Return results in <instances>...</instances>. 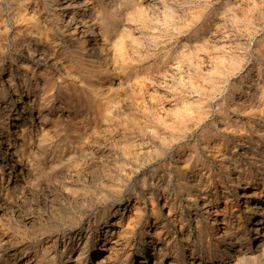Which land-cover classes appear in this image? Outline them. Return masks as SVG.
I'll return each mask as SVG.
<instances>
[{"label": "rangeland", "instance_id": "1", "mask_svg": "<svg viewBox=\"0 0 264 264\" xmlns=\"http://www.w3.org/2000/svg\"><path fill=\"white\" fill-rule=\"evenodd\" d=\"M97 1H100V0H97ZM125 1H128L126 7L122 11H120L114 19L116 26H117V29L115 30V34H116V36H119L120 39H118V41H117L118 45L115 47L114 51H113V49H110L111 52H109L110 53L109 63L112 67L114 66V68H116L117 70L114 69L113 79L111 81L105 82L104 81L105 77L100 78L104 84L109 83L113 88L111 90L109 96L104 100L105 102H107V105L110 108V112L104 114V113H99V111L101 110V108L103 106L102 98L92 96L90 91L84 90L81 87L82 86L81 84L87 85L90 81L94 80V78L96 77L94 72L91 71L92 70L91 64L89 62H87L86 60H83V59L80 60L77 57H75L73 55V53L71 52V50L69 48H67L69 46V42L57 41V42H55L54 46L51 47V49H47V47H48L47 43L48 42L44 43V42H42V40H38V39L32 40L33 39L32 38L30 40V42H31V45L33 48H36V49L40 48L41 49V45L45 46L44 50H46L45 57H46L47 61H45V62L41 61V62H39V64H36L34 67L35 72H33V73L31 71L34 69V68H32V65H30L31 67L29 66L32 69H29V70L23 69L22 70L23 67L21 68L20 65H18V63H19V61H21L20 57L22 55L20 53H23V49L21 47L22 46L21 45L22 40H24L26 37V34L24 32V23L25 22H24V20L23 21L19 20L18 24H17L12 20V17L14 15V13L16 12V10L17 11L21 10L19 8H23L24 7L23 5H26L29 2V0H0V27H2V28H0V44H1L0 48L2 47V49H0V67H1L0 68V78H2V79L10 78L12 80V83L10 86L4 84V88L0 89V99H1V101H5L6 103H9L10 102L9 98L11 96H13L14 94H16V95L20 96L21 100H24V101L32 100V103H35L38 100L37 95L39 93L38 88L40 85L43 87L45 86L44 91L46 92L45 99L43 102L44 106H43V108H41V110L39 109L41 111L40 112V114H41L40 115L41 116L40 117V123L35 122L31 126V128L27 132V138H26V142H25L26 143L25 149L29 150L32 153H35L37 155V162L39 163L40 168L42 170L40 173L37 174V177L35 179V184H38V185H35L33 187L32 191L30 190L26 193L23 192L22 194L16 195L12 192H9L8 195L3 196V197L1 196V199L2 198L3 199L0 201V245L2 242H5L4 245H6V244H8V245H6L7 246L6 251L0 250V256H1L0 257V264H20V263L21 264H85V263H89L88 260L86 259V257L84 258V260H80V261L78 260V262L75 260H73L71 262H64L63 261V259L66 256V254L63 252L64 248L67 247L70 243H74L79 238L78 236H76V240L72 241V240L66 239L65 235L70 233V232H73L74 230L75 231L80 230V231H82V238L78 241V243L83 238H85L87 236H88V238H92V239L94 238L95 239V233H94L95 227L97 225H101V226L109 225L110 218L112 217V212L115 209V207L117 205L122 206L123 203H125L126 198H128V197L130 200L128 205L130 207L132 206L131 207L132 212L130 213L131 214V219H130L131 221L128 220L127 223L125 221L126 225H124V229H129V230H126L128 232L124 235V237H123L124 240L122 242H126L127 244H130V245L135 247V245L137 246L139 244L140 231L145 229L146 222L152 221L153 222L152 227L157 228L156 229L157 231L161 228L160 225L162 224L165 233H164V235H162L161 240L154 241L153 243L155 246H163L164 247V249L166 251V256H164V260L160 264H167L173 257V253L175 250V248H173L174 244L177 245L176 249H177L178 253L184 252V250L182 248L183 247L182 242L184 241L183 238H185L186 234L189 231L185 226H183L182 227L183 230H182V232H180V229H181L180 225L185 224V220H187V219L184 220L185 210H186L185 204H186V200L189 197H186L187 195H186L185 191H182L183 189H181L179 184H177L178 183L177 172L179 170L182 169L183 171H186L187 177L190 178L192 181L191 183L194 182V183L198 184V186L200 188L199 191H206L205 198L209 197V200L213 201V205L216 206L217 208H220V206L223 205V202H224L223 193H221V191L219 192L220 188L222 187V184H227L229 186H233L235 183V180L237 178L236 174L241 173L243 175V177L244 176L245 177L246 176L252 177L253 181L256 183L259 182V180H260V176H261L262 171L257 172L255 167L259 165L258 163L261 162L260 161L261 158L258 157L257 159L254 160V164L253 165L251 164L252 159H251L250 144H252V146H255V145L260 146V151H261L260 153H263L264 152V150H263L264 149V136H263V139H260V140L252 139V136L254 137V134H253L254 130H253V128L249 127V125L247 123L250 121V123H252L253 125L254 124L257 125V123L260 122V125H258V129L259 130L264 129V127H263L264 126V113H263L264 112V24H263V22H264V14H263L264 13V0H243V1L242 0H235V1L234 0H218V1L217 0H195V1L194 0H190V1L189 0H170V1L169 0H125ZM248 1H249V3H248ZM4 3H5V6H4ZM117 3H118V1H116V3L113 4L111 9L117 8ZM226 3H227V7H226ZM236 3H237V5H236ZM15 4H17V5H15ZM145 5L147 7H145ZM148 5L150 8V11H149ZM238 5H240L241 7L240 6L238 7ZM138 6H140V7L138 8ZM190 6H192L193 8ZM170 7L172 8V10ZM2 8L4 10H2ZM153 8H154L155 12L153 11ZM169 9H170V11H169ZM151 10H152V12H151ZM172 11H174V12H172ZM222 11H223V13H222ZM193 12L195 14H193ZM184 13L186 16L184 15ZM188 13H189V15H188ZM45 14L51 15V11L46 9ZM197 14H199V15H197ZM222 14L224 17L222 16ZM226 14H228V15H226ZM260 14H262V15H260ZM154 15H156V16H154ZM168 15L170 18L167 19ZM210 15H212V16H210ZM252 15H254L253 16L254 18L252 17ZM179 16H181V17H179ZM158 17H160V18L158 19ZM184 17H186V19L189 22L187 20L185 21V19H183ZM161 19H163L162 20L163 22L161 21ZM221 19H222V21L224 20V22L220 21ZM146 20H148V21H146ZM168 22L170 25L168 24ZM217 23H219V24H217ZM191 24H193V25H191ZM143 25H144V27H143ZM167 25H169L168 29H166ZM179 25L180 26L182 25V26L180 27ZM215 25H216V27H215ZM148 26H150V27L148 28ZM176 26L179 28H177ZM158 27H160V28H158ZM172 27H173V30H172ZM153 29L154 30L156 29V30L154 31ZM188 29H189V31H188ZM17 30H18V32H17ZM19 30H20V32H19ZM190 30H192V31H190ZM195 30L197 31V33ZM3 31H4V33H3ZM146 31H147V33H146ZM18 33H20V34H18ZM173 33L175 36L173 35ZM185 33H187V34H185ZM197 34H198V36H197ZM226 34H228V35H226ZM189 36H191V37H189ZM148 37H150V38H148ZM142 38H143V40H142ZM159 39H162V40H159ZM209 41H211V42H209ZM236 41H238V42H236ZM144 42H146V43H144ZM243 42H245V43H243ZM127 43L129 45H127ZM152 45H154L157 48H155ZM140 47L143 49H141ZM195 48H197V49H195ZM207 48H210L211 50L207 49ZM243 49L244 50L246 49V50L244 51ZM197 50H198V52H196ZM209 50L211 53H209ZM228 52H229V54L231 53L230 56L228 55ZM184 54H186V55H184ZM175 55H177V56H175ZM130 56H132V58ZM232 56H233V58H232ZM195 57H196V60H195ZM238 57H240V58H238ZM182 58H183V60H182ZM224 58H225L226 62H225ZM134 59L136 61L133 62L132 60H134ZM198 59H200L201 62ZM55 60H57V61H55ZM113 62H115V63L113 64ZM174 62H175V64H174ZM204 62H205V64H204ZM190 63H192V64H190ZM60 65L69 67L71 69L72 73L66 74V73H63L62 71H59V70H61ZM173 65H175V67ZM166 67H168V68H166ZM200 67H202V68H200ZM213 67L216 68V69H214L215 72L212 71L213 69H210ZM218 67H219V69H218ZM226 67L227 68L229 67V68L227 69ZM258 67H259V70H258ZM85 69L88 71H86ZM177 70H178V72H177ZM189 70H190V72H189ZM202 70H204V71H202ZM40 71H41V73H40ZM183 71H185L186 73L185 72L182 73ZM197 71H198V73H197ZM211 72H213V73H211ZM246 72H247V76L245 78H242V77H244V75H242V74H245ZM209 73H211V74H209ZM221 73H223V74H221ZM201 74H203V75H201ZM58 75H59V77H58ZM154 76L156 78H153ZM192 78H193V80H192ZM213 78H215V79H213ZM205 79H207V80H205ZM58 81H62V82H65L66 84H68V87L65 90H63L62 92L60 91V88L58 86ZM143 81H144V83H143ZM174 81H175V83H174ZM189 81L190 82L192 81V82L190 83ZM193 81H194V83H193ZM137 82H138V84H140V82H141V84L138 85ZM197 82H199V83H197ZM24 83H27V85L23 86ZM32 83L33 84L36 83L37 87L30 85ZM146 83H147V85H146ZM245 83H249V85H250V89L248 90L249 91L248 94L249 93L251 94V92L254 93V91H255V93L253 94L254 96L252 98V101L256 104L255 105V112L256 113H254L251 116L252 118H246L245 122H244L245 124H244L243 122H241V119L237 116V114L233 111L234 104H233L232 99L239 97V95L243 91L242 86ZM126 84H128V85H126ZM169 84H171V85H169ZM195 84H197V85H195ZM210 84H212V85H210ZM214 84L216 87L214 86ZM166 86L169 88H167ZM124 87H125V89H124ZM127 87H128V89H127ZM256 87H258L257 90H256ZM138 88L140 89V91ZM16 89H20V91H16ZM193 89H194V93H193ZM25 90H28V92H27L28 94L26 93ZM170 90L172 92H170ZM174 90H176V91H174ZM128 91H130V92H128ZM146 91H148V92H146ZM149 91H150V93H149ZM209 92H210V94H208ZM132 93L135 95V97ZM116 94H117V96H116ZM130 94L133 97H131ZM153 94H155V95H153ZM174 94H176V95H174ZM205 95H206V97H205ZM151 96H152L153 100H152V98H150ZM175 96H176V98H178V97L179 98L175 99ZM234 96H235V98H234ZM116 97H118V98H116ZM166 97H168V98H166ZM254 97H255V99H254ZM194 98H195V100H194ZM154 99H155V102H154ZM172 99L173 100L175 99V100L173 101ZM219 99H221V101ZM116 100L118 102L120 101L121 104L117 103ZM136 100L137 101L139 100V101L137 102ZM187 100L189 102V105H188V102L186 103ZM63 102L64 103L70 102L74 106L73 112H72L73 114L71 116L72 117V124L74 123L77 126L81 127V129H82V137H83L84 142H85V151H86L84 156H80L78 153L70 152L71 146L74 145L73 144L74 143L73 133L69 130L68 126L63 121V116H64V114H66V113H63V108H62V106L64 104ZM179 102H180V104H178ZM190 102H191V104H190ZM136 103H137V105H136ZM139 103H140V105H139ZM182 103H183V105H182ZM199 103H201V104H199ZM35 105L36 104L33 105V110H32L33 115H36V112H37V109H36L37 107H35ZM196 105H197V107H196ZM201 106H203V107H201ZM220 106H222V108H219ZM112 107H113L114 111H111ZM258 107L259 108L261 107L260 108L261 110ZM180 108H181V110H180ZM190 108H191V110H189ZM226 108H227V110H226ZM153 109L154 110L156 109V110L154 111ZM220 109H222L225 113L227 111V113L225 115L226 119L225 118L222 119L221 122L218 121L219 120L218 110L220 111ZM258 109L260 110V112ZM136 110H138L140 112H138ZM158 110H160V112H158ZM190 111H192V112H190ZM124 112H125V114H124ZM186 112H187V114H186ZM197 112L199 113V115ZM161 115H163V116H161ZM115 116H116V118H115ZM201 116H202V119H201ZM117 117H119V119ZM129 117H130V119H129ZM159 117H160V119H159ZM171 117H173V118L175 117L176 119L172 118V120H171ZM114 119H115V121H114ZM126 120H128V121H126ZM132 120L133 121L135 120L136 122L135 121L133 122ZM152 120H154V121H152ZM184 120H185V123H183ZM199 120H200V122H199ZM170 121H171V123H170ZM204 121H206L207 125L205 124ZM141 122H142V124H141ZM168 122H169V125H168ZM193 122H196V123H193ZM234 122H235V124H234ZM173 123H174V127L172 126ZM68 124H70V123H68ZM128 124H129V126L130 125H132V126L129 127ZM158 124H160L161 126ZM140 125L142 127H144L145 129L142 128ZM39 126H41V127H39ZM49 126H50V128H49ZM98 126L100 129L98 128ZM237 126H239L240 128ZM162 127L164 128V130ZM220 127H223V129L219 130ZM242 127H244V128H242ZM45 128H47V129H45ZM112 129H114V130H112ZM232 129H233V131H232ZM141 130H143V131H141ZM144 130L146 133L144 132ZM181 131H182V133H181ZM194 131H195V133H194ZM219 131H222V132H219ZM40 133H41V135H40ZM125 135H126V137H125ZM155 135H157L158 137ZM182 135H184V136H182ZM86 136H87V138H86ZM111 138L113 140H111ZM88 139L89 140L92 139V141H89ZM221 139H224L225 141L221 140ZM155 141H157V142H155ZM197 141H198V143H197ZM207 141H208V143H206ZM257 141H258V143H257ZM141 145H142V147H141ZM125 146L128 148H125ZM133 146H135L136 148ZM139 148L140 149L143 148L144 151H143V149L139 150ZM152 148H153V150H152ZM177 149H179V150H177ZM216 149L219 151H217ZM154 150H156V151H154ZM135 151H136V153H135ZM153 154H155V155H153ZM225 155H226V157H225ZM183 156H185V157H183ZM140 157H143V158H140ZM227 157L231 158V163H232L231 166L232 167L230 166L228 169L229 171L227 170L228 174H229L228 177H224V175L222 174V168H221L220 162H221L222 158L225 159ZM241 157H242V159H241ZM53 158L54 159H56V158L61 159L63 162H67L68 159L69 160L72 159V161L74 160L76 162V165L72 166V168H70L69 171H66V172L63 171L58 176L56 175L54 177V176L48 175V173L46 172V168H45L46 164L48 162L54 160ZM184 158H185V160H184ZM211 158H213V160ZM218 161H219V163H218ZM78 163H80V164H78ZM251 165L253 166V169H254L253 174H250L249 173L250 169H248V168H250ZM74 167H76V168H74ZM19 168H20V166L18 165V169ZM206 171L208 174L206 173ZM218 171H220V172H218ZM133 174H135V175H133ZM139 174H140V176H139ZM234 176H236V177H234ZM232 177H234V178H232ZM42 179H43V181H42ZM141 180L143 182H139ZM68 182H69V184H68ZM2 183L4 186H6V184H7L6 177H4V180H2ZM8 184L10 186L11 181H9ZM204 185H208V187H206V189H205ZM136 192H138V193H136ZM43 194H44V196H43ZM46 194L48 195V197ZM15 196H17V197H15ZM56 196L58 198L60 196V198L58 199ZM183 196H184V198H183ZM261 198L264 200L263 196ZM228 202H230V204H232V205L233 204L235 205L236 204L235 197L233 198V196L231 195ZM73 203H75V204H73ZM151 203L154 205L155 211H152V209L150 207ZM30 205H32V207ZM236 207H238V206H236ZM179 214H180V216H179ZM177 215H178V217H177ZM125 216H126V214H125ZM28 217L32 218L30 220L32 223L31 222L29 223L31 226H28V227L27 226H25V227L21 226L22 222L24 221V218L26 219ZM170 217H172V218H170ZM9 219H11V220H9ZM162 219H164V220H162ZM14 224H16V226ZM73 225H75V226H73ZM207 226H209V225H207ZM8 227H9V229H8ZM152 227H151V229H152ZM158 227H160V228H158ZM10 228H12V229H10ZM13 228H14V230H13ZM212 229H213V227H212ZM232 229H234V227H232ZM147 230H148V228L146 227V231ZM13 231H16V232H13ZM241 231H244V230H241ZM181 234H182V237H181ZM164 236L167 237L168 240H169V238H171L169 240L170 242L168 240H165ZM205 240H206V238H205ZM262 242H264V237L261 239V246H264V243H262ZM9 244H11V245H9ZM61 244H62V246H61ZM120 246H122V244L117 245L116 248H119ZM240 247L244 249L246 246L242 245ZM9 248H11V249L17 248V250H15V251L9 250ZM196 248L199 249V251H200L199 253L201 255L206 256L207 253L209 255V251L203 250L201 246H197ZM134 250H135V248H134ZM1 251H2V253H1ZM49 251L52 253H50ZM76 251L77 250L73 251L72 254L75 253ZM18 254H19V256H18ZM253 255H254V257L257 256V258H256L257 263L256 264H261V263L264 264V260H263L264 258H263L262 254L260 255L259 253H256V255L255 254H253ZM258 256H259L261 261L263 260L262 262L259 261ZM132 257H133V254L126 264H129L131 262ZM156 258H157V255H154V258H153L151 263H153ZM252 260L253 259H250L249 257L241 258L240 262L238 264H247L249 262H250L249 264H252V262H251Z\"/></svg>", "mask_w": 264, "mask_h": 264}, {"label": "bare ground", "instance_id": "2", "mask_svg": "<svg viewBox=\"0 0 264 264\" xmlns=\"http://www.w3.org/2000/svg\"><path fill=\"white\" fill-rule=\"evenodd\" d=\"M117 3V8L111 9L113 4ZM170 1V0H169ZM190 1V0H189ZM195 1V0H194ZM218 1V0H217ZM235 1V0H234ZM243 1V0H242ZM17 2V1H16ZM139 2V1H138ZM199 2V1H198ZM252 2V1H251ZM260 2V1H259ZM258 2V3H259ZM128 1L125 0H29L26 5H23V8H19L21 10H16L14 13L12 20L18 24V21L24 20V32L26 37L22 40V49L23 53H20L22 56L21 61H19L18 65L22 68V70H29L35 67L39 62L47 61L46 60V50H44V45H41V49L33 48L30 40H42V42H48L47 49H51L57 41L69 42V48L73 55L80 60H86L91 64L92 70L96 77L94 80L90 81L87 85L81 84L84 90L90 91L91 95L94 97H100L103 100V106L99 113H108L110 112V108L107 105V102L104 100L109 96L111 90L113 89L109 83H103L100 79L105 77L106 81H111L113 79L114 74V66L112 67L109 63V56L111 50L115 49L118 45L119 36H116L115 30L117 29L116 23L114 21L117 14L122 11ZM166 3V2H165ZM172 3V2H171ZM177 3V2H176ZM194 3V2H193ZM246 3V2H245ZM249 3V1H248ZM19 4V3H18ZM167 4V3H166ZM199 4V3H198ZM203 4V3H202ZM210 4V3H209ZM235 4V3H234ZM252 4V3H251ZM250 4V5H251ZM13 5V4H12ZM17 5V4H15ZM147 5V4H146ZM145 5V7H147ZM163 5V4H162ZM181 5V4H180ZM221 5V4H220ZM237 5V3H236ZM5 6V3H4ZM10 6V5H9ZM14 6V5H13ZM136 6V5H135ZM168 6V5H167ZM189 6V5H188ZM206 6V5H205ZM211 6V5H210ZM209 6V7H210ZM213 6V5H212ZM222 6V5H221ZM240 5H238L239 7ZM19 7V6H18ZM140 6H138L139 8ZM174 7V6H173ZM184 7V6H183ZM186 7V6H185ZM192 7V6H190ZM199 7V6H198ZM208 7V8H209ZM227 7V3H226ZM237 7V6H236ZM241 7V6H240ZM244 7V6H243ZM11 8V7H10ZM149 8V5H148ZM171 8V7H170ZM193 8V7H192ZM191 8V9H192ZM200 8V7H199ZM260 8V7H259ZM263 8V7H262ZM16 9V8H15ZM18 9V8H17ZM23 9V10H22ZM51 11V15L45 14V10ZM141 9V8H140ZM139 9V10H140ZM147 9V8H146ZM180 9V8H179ZM188 9V8H187ZM196 9V8H195ZM218 9V8H217ZM240 9V8H239ZM243 9V8H242ZM2 10H4L2 8ZM156 10V9H155ZM172 10V8H171ZM194 10V9H193ZM192 10V11H193ZM208 10V9H207ZM238 10V9H237ZM245 10V9H244ZM6 11V10H5ZM117 11V12H116ZM144 11V10H143ZM150 11V8H149ZM154 11V8H153ZM170 11V9H169ZM177 11V10H176ZM191 11V10H190ZM210 11V10H209ZM213 11V10H212ZM239 11V10H238ZM257 11V10H256ZM136 12V11H135ZM152 12V10H151ZM155 12V11H154ZM159 12V11H158ZM174 12V11H172ZM195 12V11H194ZM193 12V14H195ZM197 12V11H196ZM200 12V11H199ZM218 12V11H217ZM2 13V12H1ZM166 13V12H165ZM203 13V12H202ZM209 13V12H208ZM223 13V11H222ZM238 13V12H237ZM242 13V12H241ZM179 14V13H178ZM200 14V13H199ZM197 14V15H199ZM255 14V13H254ZM264 14V13H263ZM146 15V14H145ZM160 15V14H159ZM171 15V14H170ZM177 15V14H176ZM185 15V13H184ZM189 15V13H188ZM228 15V14H226ZM237 15V14H236ZM262 15V14H260ZM126 16V15H125ZM152 16V15H151ZM150 16V17H151ZM156 16V15H154ZM153 16V17H154ZM166 16V15H165ZM183 16V15H182ZM186 16V15H185ZM191 16V15H190ZM194 16V15H193ZM192 16V17H193ZM212 16V15H210ZM223 16V14H222ZM232 16V15H231ZM245 16V15H244ZM254 15H252L253 17ZM133 17V16H132ZM164 17V16H163ZM162 17V18H163ZM172 17V16H171ZM181 17V16H179ZM203 17V16H202ZM224 17V16H223ZM5 18V17H4ZM160 17H158L159 19ZM170 18L169 15L167 19ZM227 18V17H226ZM254 18V17H253ZM123 19V18H122ZM136 19V18H135ZM134 19V20H135ZM145 19V18H144ZM166 19V18H165ZM185 21L187 20L184 17ZM195 19V18H194ZM124 20V19H123ZM140 20V19H139ZM151 20V19H150ZM155 20V19H154ZM163 19H161L162 21ZM170 20V19H169ZM168 20V21H169ZM173 20V19H172ZM212 20V19H211ZM148 21V20H146ZM145 21V22H146ZM153 21V20H152ZM157 21V20H156ZM165 21V20H164ZM184 21V20H183ZM188 21V20H187ZM196 21V20H195ZM222 21V19L220 20ZM232 21V20H231ZM234 21V20H233ZM126 22V21H125ZM132 22V21H131ZM163 22V21H162ZM172 22V21H171ZM180 22V21H179ZM189 22V21H188ZM211 22V21H210ZM224 22V20L222 21ZM134 23V22H133ZM138 23V22H137ZM141 23V22H140ZM160 23V22H159ZM175 23V22H174ZM184 23V22H183ZM193 23V22H192ZM245 23V22H244ZM4 24V23H3ZM132 24V23H131ZM147 24V23H146ZM156 24V23H155ZM169 24V22H168ZM200 24V23H199ZM219 24V23H217ZM225 24V23H224ZM250 24V23H249ZM253 24V23H252ZM264 24V22H263ZM262 24V25H263ZM13 25V24H12ZM129 25V24H128ZM154 25V24H153ZM170 25V24H169ZM167 25V28L169 27ZM187 25V24H186ZM193 25V24H191ZM222 25V24H221ZM220 25V26H221ZM258 25V24H257ZM4 26V25H3ZM125 26V25H124ZM123 26V27H124ZM159 26V25H158ZM180 26V25H179ZM182 26V25H181ZM180 26V27H181ZM209 26V25H208ZM219 26V27H220ZM8 27V26H7ZM19 27V26H18ZM132 27V26H131ZM137 27V26H136ZM144 27V25H143ZM150 26H148L149 28ZM152 27V26H151ZM174 27V26H173ZM172 27V30H173ZM177 27V26H176ZM203 27V26H202ZM216 27V25H215ZM218 27V28H219ZM244 27V26H243ZM259 27V26H258ZM2 28V27H0ZM156 28V27H155ZM160 28V27H158ZM179 28V27H177ZM185 28V27H184ZM226 28V27H225ZM15 29V28H14ZM163 29V28H162ZM206 29V28H205ZM213 29V28H212ZM224 29V28H223ZM231 29V28H230ZM133 30V29H132ZM154 30V29H153ZM152 30V31H153ZM156 30V29H155ZM154 30V31H155ZM233 30V29H232ZM235 30V29H234ZM263 30V29H262ZM170 31V30H169ZM180 31V30H179ZM189 31V29H188ZM192 31V30H190ZM196 31V30H195ZM18 32V30H17ZM20 32V30H19ZM161 32V31H160ZM167 32V31H166ZM183 32V31H182ZM204 32V31H203ZM234 32V31H233ZM237 32V31H236ZM4 33V31H3ZM23 33V32H22ZM141 33V32H140ZM147 33V31H146ZM153 33V32H152ZM175 33V32H174ZM173 33V35H174ZM197 33V31H196ZM202 33V32H201ZM207 33V32H206ZM252 33V32H251ZM261 33V32H260ZM10 34V33H9ZM20 34V33H18ZM121 34V33H120ZM136 34V33H135ZM149 34V33H148ZM187 34V33H185ZM191 34V33H190ZM12 35V34H11ZM141 35V34H140ZM220 35V34H219ZM223 35V34H222ZM228 35V34H226ZM149 36V35H148ZM155 36V35H154ZM171 36V35H170ZM175 36V35H174ZM181 36V35H180ZM198 36V34H197ZM207 36V35H206ZM217 36V35H216ZM230 36V35H229ZM241 36V35H240ZM250 36V35H249ZM24 37V36H23ZM131 37V36H130ZM134 37V36H133ZM157 37V36H156ZM160 37V36H159ZM167 37V36H166ZM173 37V36H172ZM191 37V36H189ZM202 37V36H201ZM219 37V36H218ZM244 37V36H243ZM18 38V37H17ZM16 38V39H17ZM145 38V37H144ZM147 38V37H146ZM150 38V37H148ZM168 38V37H167ZM170 38V37H169ZM251 38V37H250ZM134 39V38H133ZM136 39V38H135ZM172 39V38H171ZM143 40V38H142ZM154 40V39H153ZM162 40V39H159ZM190 40V39H189ZM211 40V39H210ZM220 40V39H219ZM223 40V39H222ZM141 41V40H140ZM215 41V40H214ZM217 41V40H216ZM232 41V40H231ZM261 41V40H260ZM263 41V40H262ZM35 42V41H34ZM132 42V41H131ZM143 42V41H142ZM153 42V41H152ZM211 42V41H209ZM234 42V41H233ZM238 42V41H236ZM235 42V43H236ZM11 43V42H10ZM16 43V42H15ZM146 43V42H144ZM165 43V42H164ZM169 43V42H168ZM231 43V42H230ZM245 43V42H243ZM126 44V43H125ZM133 44V43H132ZM143 44V43H142ZM166 44V43H165ZM173 44V43H172ZM204 44V43H203ZM215 44V43H214ZM217 44V43H216ZM232 44V43H231ZM230 44V45H231ZM234 44V43H233ZM240 44V43H239ZM1 45V44H0ZM127 45H129L127 43ZM145 45V44H144ZM148 45V44H147ZM158 45V44H157ZM198 45V44H197ZM220 45V44H219ZM218 45V46H219ZM13 46V45H12ZM35 46V45H34ZM150 46V45H149ZM154 46V45H152ZM159 46V45H158ZM183 46V45H182ZM232 46V45H231ZM240 46V45H239ZM19 47V46H18ZM145 47V46H144ZM151 47V46H150ZM155 47V46H154ZM163 47V46H162ZM165 47V46H164ZM187 47V46H186ZM210 47V46H209ZM222 47V46H221ZM228 47V46H227ZM255 47V46H254ZM5 48V47H4ZM128 48V47H127ZM141 48V47H140ZM157 48V47H155ZM167 48V47H166ZM202 48V47H201ZM205 48V47H204ZM223 48V47H222ZM245 48V47H244ZM2 49V47L0 48ZM14 49V48H13ZM132 49V48H131ZM143 49V48H141ZM147 49V48H146ZM152 49V48H151ZM197 49V48H195ZM203 49V48H202ZM210 49V48H207ZM206 49V50H207ZM216 49V48H215ZM218 49V48H217ZM227 49V48H226ZM241 49V48H240ZM247 49V48H246ZM245 49V50H246ZM258 49V48H257ZM18 50V49H17ZM21 50V49H20ZM127 50V49H126ZM159 50V49H158ZM179 50V49H178ZM211 50V49H210ZM209 50V53H211ZM229 50V49H228ZM237 50V49H236ZM244 50V49H243ZM244 50V51H245ZM131 51V50H130ZM135 51V50H134ZM163 51V50H162ZM169 51V50H168ZM177 51V50H176ZM200 51V50H199ZM224 51V50H223ZM242 51V50H241ZM116 52V51H115ZM140 52V51H139ZM155 52V51H154ZM165 52V51H164ZM188 52V51H187ZM193 52V51H192ZM198 52V50L196 51ZM202 52V51H201ZM234 52V51H233ZM3 53V52H2ZM70 53V52H69ZM113 53V52H112ZM111 53V54H112ZM131 53V52H130ZM133 53V52H132ZM136 53V52H135ZM151 53V52H150ZM183 53V52H182ZM216 53V52H215ZM223 53V52H222ZM227 53V52H226ZM225 53V54H226ZM138 54V53H137ZM153 54V53H152ZM181 54V53H180ZM188 54V53H187ZM194 54V53H193ZM196 54V53H195ZM202 54V53H201ZM208 54V53H207ZM221 54V53H220ZM231 54V53H230ZM229 52L228 55L230 56ZM134 55V54H133ZM136 55V54H135ZM178 55V54H177ZM175 55V56H177ZM186 55V54H184ZM191 55V54H190ZM214 55V54H213ZM224 55V54H223ZM250 55V54H249ZM14 56V55H13ZM73 56V57H74ZM162 56V55H161ZM197 56V55H196ZM212 56V55H211ZM228 56V57H229ZM254 56V55H253ZM49 57V56H48ZM132 58V56H130ZM142 57V56H141ZM152 57V56H151ZM208 57V56H207ZM227 57V58H228ZM136 58V57H135ZM190 58V57H189ZM202 58V57H201ZM200 58V59H201ZM212 58V57H211ZM230 58V57H229ZM233 58V56H232ZM231 58V59H232ZM240 58V57H238ZM7 59V58H6ZM77 59V60H78ZM139 59V58H138ZM137 59V60H138ZM143 59V58H142ZM159 59V58H158ZM178 59V58H177ZM191 59V58H190ZM198 59V60H200ZM204 59V58H203ZM214 59V58H213ZM217 59V58H216ZM220 59V58H219ZM247 59V58H246ZM249 59V58H248ZM140 60V59H139ZM183 60V58H182ZM188 60V59H187ZM186 60V61H187ZM196 60V57H195ZM215 60V59H214ZM225 60V58H224ZM12 61V60H11ZM57 61V60H55ZM54 61V62H55ZM136 61L135 59L132 60ZM167 61V60H166ZM169 61V60H168ZM210 61V60H209ZM232 61V60H231ZM230 61V62H231ZM237 61V60H236ZM51 62V61H50ZM130 62V61H129ZM177 62V61H176ZM201 62V60H200ZM218 62V61H217ZM216 62V63H217ZM221 62V61H220ZM226 62V60H225ZM49 63V62H48ZM58 63V62H57ZM115 62H113L114 64ZM125 63V62H124ZM179 63V62H178ZM203 63V62H202ZM213 63V62H212ZM75 64V63H74ZM118 64V63H117ZM175 64V62H174ZM192 64V63H190ZM198 64V63H197ZM205 64V62H204ZM221 64V63H220ZM256 64V63H255ZM3 65V64H2ZM32 65V68H30ZM49 65V64H48ZM64 65V64H63ZM79 65V64H78ZM127 65V64H126ZM171 65V64H170ZM181 65V64H180ZM201 65V64H200ZM228 65V64H227ZM231 65V64H230ZM30 66V67H29ZM51 66V65H50ZM61 66V65H60ZM82 66V65H81ZM87 66V65H86ZM175 67V65H173ZM172 66V67H173ZM252 66V65H251ZM250 66V67H251ZM260 66V65H259ZM12 67V66H11ZM121 67V66H120ZM119 67V68H120ZM171 67V66H170ZM178 67V66H177ZM222 67V66H221ZM224 67V66H223ZM233 67V66H232ZM1 68V67H0ZM16 68V67H15ZM55 68V67H54ZM118 68V67H117ZM127 68V67H126ZM168 68V67H166ZM202 68V67H200ZM205 68V67H204ZM227 68V67H226ZM229 68V67H228ZM227 68V69H228ZM47 69V68H46ZM128 69V68H127ZM214 69L216 68H210ZM219 69V67H218ZM257 69V68H256ZM255 69V70H256ZM38 70V69H37ZM36 70V71H37ZM81 70V69H80ZM86 70V69H85ZM117 70V69H116ZM115 70V71H116ZM183 70V69H182ZM225 70V69H224ZM259 70V67H258ZM32 73L35 72V68L31 70ZM51 71V70H50ZM63 73L71 74L72 71L67 66H61V70ZM88 71V70H86ZM188 71V70H187ZM204 71V70H202ZM209 71V70H208ZM207 71V72H208ZM246 71V70H245ZM244 71V72H245ZM7 72V71H6ZM17 72V71H16ZM81 72V71H80ZM92 72V73H93ZM163 72V71H162ZM178 72V70H177ZM181 72V71H180ZM183 71L182 73H184ZM190 72V70H189ZM215 72V71H214ZM226 72V71H225ZM230 72V71H229ZM41 73V71H40ZM54 73V72H53ZM91 73V72H90ZM160 73V72H159ZM167 73V72H166ZM171 73V72H170ZM186 73V72H185ZM198 73V71H197ZM213 73V72H211ZM209 73V74H211ZM220 73V72H219ZM252 73V72H251ZM256 73V72H255ZM218 74V73H217ZM216 74V75H217ZM223 74V73H221ZM260 74V73H259ZM56 75V74H55ZM195 75V74H194ZM203 75V74H201ZM219 75V74H218ZM233 75V74H232ZM236 75V74H235ZM244 75L245 78L247 76V72ZM31 76V75H30ZM69 76V75H68ZM167 76V75H166ZM180 76V75H179ZM183 76V75H182ZM208 76V75H207ZM221 76V75H220ZM259 76V75H258ZM59 77V75H58ZM63 77V76H62ZM162 77V76H161ZM187 77V76H186ZM214 77V76H213ZM216 77V76H215ZM233 77V76H232ZM231 77V78H232ZM67 78V77H66ZM70 78V77H69ZM72 78V77H71ZM86 78V77H85ZM143 78V77H142ZM153 78H156L155 76ZM152 78V79H153ZM168 78V77H167ZM178 78V77H177ZM176 78V79H177ZM190 78V77H189ZM201 78V77H200ZM224 78V77H223ZM230 78V79H231ZM254 78V77H253ZM89 79V78H88ZM141 79V78H140ZM159 79V78H158ZM173 79V78H172ZM215 79V78H213ZM219 79V78H218ZM227 79V78H226ZM262 79V78H261ZM42 80V79H41ZM57 80V79H56ZM118 80V79H117ZM144 80V79H143ZM186 80V79H185ZM193 80V78H192ZM207 80V79H205ZM217 80V79H216ZM229 80V79H228ZM237 80V79H236ZM235 80V81H236ZM138 81V80H137ZM146 81V80H145ZM148 81V80H147ZM234 81V82H235ZM248 81V80H247ZM113 82V81H112ZM166 82V81H165ZM177 82V81H176ZM190 82V81H189ZM192 82V81H191ZM190 82V83H191ZM12 80L10 78L2 79L0 78V89L4 88V84L11 85ZM131 83V82H130ZM144 83V81H143ZM158 83V82H157ZM172 83V82H171ZM175 83V81H174ZM185 83V82H184ZM183 83V84H184ZM194 83V81H193ZM196 83V82H195ZM199 83V82H197ZM202 83V82H201ZM200 83V84H201ZM228 83V82H227ZM250 83V82H249ZM249 83L243 84V91L239 95V97L232 99L233 100V111L237 114V116L241 119V122H245L246 118H252L251 116L256 113L255 112V103L252 101L253 92L248 94V90L250 89ZM138 84V82H137ZM141 84V82H140ZM138 84V85H140ZM153 84V83H152ZM178 84V83H177ZM224 84V83H223ZM226 84V83H225ZM27 83H24L23 86H26ZM32 86L37 87L36 83L30 84ZM40 85V84H39ZM44 85V84H43ZM128 85V84H126ZM147 85V83H146ZM171 85V84H169ZM174 85V84H173ZM197 85V84H195ZM204 85V84H203ZM212 85V84H210ZM233 85V84H232ZM254 85V84H253ZM51 86V85H50ZM58 86L60 91L62 92L68 87V84L62 81H58ZM158 86V85H157ZM215 86V84H214ZM237 86V85H236ZM45 87V86H44ZM43 86H39L38 88V100L35 103H32V100H21L19 95L14 94L9 98L10 102L6 103L5 101H1L0 99V201L1 196H6L9 192H12L16 195L26 193L28 191H32L35 185V179L37 174L42 170L40 168L39 163L37 162V155L32 153L29 150L25 149V142L27 138V132L31 128V126L38 122L40 123V110L44 106V99L46 92L44 91ZM119 87V86H118ZM140 87V86H139ZM148 87V86H147ZM167 87V86H166ZM175 87V86H174ZM186 87V86H185ZM190 87V86H189ZM201 87V86H200ZM216 87V86H215ZM233 87V86H232ZM259 87V86H258ZM256 87V90L257 88ZM75 88V87H74ZM143 88V87H142ZM169 88V87H167ZM204 88V87H203ZM207 88V87H206ZM211 88V87H210ZM213 88V87H212ZM222 88V87H221ZM237 88V87H236ZM255 88V87H254ZM125 89V87H124ZM128 89V87H127ZM131 89V88H130ZM134 89V88H133ZM139 89V88H138ZM157 89V88H156ZM174 89V88H173ZM181 89V88H180ZM202 89V88H201ZM209 89V88H208ZM232 89V88H231ZM261 89V88H260ZM23 90V89H22ZM150 90V89H149ZM185 90V89H184ZM198 90V89H197ZM224 90V89H223ZM262 90V89H261ZM16 91H20V89H16ZM26 93L28 90H25ZM133 91V90H132ZM140 91V89H139ZM138 91V92H139ZM143 91V90H142ZM151 91V90H150ZM149 91V93H150ZM162 91V90H161ZM165 91V90H164ZM176 91V90H174ZM178 91V90H177ZM190 91V90H189ZM192 91V90H191ZM206 91V90H205ZM221 91V90H220ZM219 91V92H220ZM2 92V91H1ZM120 92V91H119ZM130 92V91H128ZM135 92V91H134ZM148 92V91H146ZM152 92V91H151ZM170 92H172L170 90ZM184 92V91H183ZM208 92V91H207ZM232 92V91H231ZM257 92V91H256ZM16 93V92H15ZM137 93V92H136ZM187 93V92H186ZM194 93V89H193ZM198 93V92H197ZM203 93V92H202ZM234 93V92H233ZM24 94V93H23ZM28 94V93H27ZM30 94V93H29ZM120 94V93H119ZM133 94V93H132ZM138 94V93H137ZM169 94V93H168ZM201 94V93H200ZM210 94V92L208 93ZM225 94V93H224ZM127 95V94H126ZM134 95V94H133ZM143 95V94H142ZM155 95V94H153ZM163 95V94H162ZM176 95V94H174ZM178 95V94H177ZM183 95V94H182ZM202 95V94H201ZM219 95V94H218ZM258 95V94H257ZM117 96V94H116ZM131 96V94H130ZM164 96V95H163ZM203 96V95H202ZM32 97V96H31ZM133 97V96H131ZM135 97V95H134ZM144 97V96H143ZM159 97V96H158ZM185 97V96H184ZM195 97V96H194ZM206 97V95H205ZM211 97V96H210ZM118 98V97H116ZM152 98V96L150 97ZM168 98V97H166ZM172 98V97H171ZM179 98V97H178ZM175 96V99H178ZM217 98V97H216ZM227 98V97H226ZM259 98V97H258ZM109 99V98H108ZM127 99V98H126ZM130 99V98H129ZM140 99V98H139ZM174 99V100H175ZM192 99V98H191ZM203 99V98H202ZM206 99V98H205ZM230 99V98H229ZM255 99V97H254ZM153 100V98H152ZM151 100V101H152ZM158 100V99H157ZM165 100V99H164ZM173 100V99H172ZM173 100V101H174ZM180 100V99H179ZM185 100V99H184ZM195 100V98H194ZM221 101V99H219ZM259 100V99H258ZM137 101V100H136ZM139 101V100H138ZM137 101V102H138ZM161 101V100H160ZM178 101V100H177ZM190 101V100H189ZM202 101V100H201ZM219 101V102H220ZM76 102V101H75ZM117 103H120L116 100ZM122 102V101H121ZM146 102V101H145ZM155 102V99H154ZM188 100L186 101V103ZM200 102V101H199ZM204 102V101H203ZM207 102V101H206ZM232 102V101H231ZM257 102V101H256ZM259 102V101H258ZM64 103V102H63ZM149 103V102H148ZM185 103V104H186ZM195 103V102H194ZM209 103V102H208ZM227 103V102H226ZM261 103V102H260ZM37 107L36 115H33V105ZM121 104V103H120ZM145 104V103H144ZM180 104V102L178 103ZM184 104V105H185ZM191 104V102H190ZM201 104V103H199ZM220 104V103H219ZM229 104V103H228ZM259 104V103H258ZM114 105V104H113ZM137 105V103H136ZM140 105V103H139ZM143 105V104H142ZM154 105V104H153ZM183 105V103H182ZM189 105V102H188ZM198 105V104H197ZM196 105V107H197ZM203 105V104H202ZM212 105V104H211ZM230 105V104H229ZM232 105V104H231ZM118 106V105H117ZM155 106V105H154ZM205 106V105H204ZM208 106V105H207ZM219 106V105H218ZM217 106V107H218ZM260 106V105H259ZM73 105L70 102H65L62 106L63 108V121L68 126L69 130L73 133V141L74 145L71 146L70 152L78 153L80 156H84L85 151V142L82 137V129L76 124H72V112ZM120 107V106H119ZM151 107V106H150ZM159 107V106H158ZM169 107V106H168ZM176 107V106H175ZM179 107V106H178ZM182 107V106H181ZM190 107V106H189ZM199 107V106H198ZM203 107V106H201ZM126 108V107H125ZM140 108V107H139ZM138 108V109H139ZM146 108V107H145ZM157 108V107H156ZM167 108V107H166ZM193 108V107H192ZM211 108V107H210ZM219 108H222L220 106ZM228 108V107H227ZM226 108V110H227ZM230 108V107H229ZM259 108V107H258ZM261 108V107H260ZM259 108V109H260ZM35 109V108H34ZM40 109V110H39ZM117 109V108H116ZM119 109V108H118ZM123 109V108H122ZM142 109V108H141ZM151 109V108H150ZM176 109V108H175ZM174 109V110H175ZM196 109V108H195ZM205 109V108H204ZM258 109V110H259ZM130 110V109H129ZM135 110V109H134ZM154 110V109H153ZM156 110V109H155ZM154 110V111H155ZM170 110V109H169ZM168 110V111H169ZM173 110V111H174ZM181 110V108H180ZM186 110V109H185ZM191 110V108L189 109ZM193 110V109H192ZM199 110V109H198ZM211 110V109H210ZM261 110V109H260ZM259 110V112H260ZM113 110V107L111 109ZM138 111V110H136ZM146 111V110H145ZM149 111V110H148ZM153 111V112H154ZM178 111V110H177ZM197 111V110H196ZM119 112V111H118ZM126 112V111H125ZM124 112V114H125ZM140 112V111H138ZM160 112V110H158ZM175 112V111H174ZM182 112V111H181ZM192 112V111H190ZM195 112V111H194ZM193 112V113H194ZM200 112V111H199ZM216 112V111H215ZM61 113V112H60ZM115 113V112H114ZM121 113V112H120ZM177 113V112H176ZM180 113V112H179ZM184 113V112H183ZM189 113V112H188ZM198 113V112H197ZM207 113V112H206ZM227 113V111H226ZM226 113L220 109L218 110V118L219 122L225 118ZM264 113V112H263ZM5 114V115H4ZM133 114V113H132ZM146 114V113H145ZM144 114V115H145ZM148 114V113H147ZM157 114V113H156ZM169 114V113H168ZM175 114V113H174ZM185 114V113H184ZM187 114V112H186ZM190 114V113H189ZM203 114V113H202ZM201 114V115H202ZM59 115V114H58ZM99 115V114H98ZM115 115V114H114ZM117 115V114H116ZM153 115V114H152ZM181 115V114H180ZM183 115V114H182ZM199 115V113H198ZM262 115V114H261ZM123 116V115H122ZM136 116V115H135ZM163 116V115H161ZM165 116V115H164ZM188 116V115H187ZM186 116V117H187ZM229 116V115H228ZM260 116V115H259ZM121 117V116H120ZM127 117V116H126ZM179 117V116H178ZM191 117V116H190ZM195 117V116H194ZM111 118V117H110ZM114 118V117H113ZM116 118V116H115ZM119 119V117H117ZM122 118V117H121ZM158 118V117H157ZM162 118V117H161ZM173 117H171L172 120ZM175 118V117H174ZM173 118V119H174ZM188 118V117H187ZM198 118V117H197ZM207 118V117H206ZM233 118V117H232ZM261 118V117H260ZM86 119V118H85ZM91 119V118H90ZM130 119V117H129ZM160 119V117H159ZM176 119V118H175ZM180 119V118H179ZM196 119V118H195ZM202 119V116H201ZM200 119V120H201ZM210 119V118H209ZM226 119V118H225ZM239 119V120H240ZM259 119V118H258ZM46 120V119H45ZM78 120V119H77ZM122 120V119H121ZM120 120V121H121ZM136 120V119H135ZM134 120V121H135ZM169 120V119H168ZM183 120V119H182ZM199 120V122H200ZM257 120V119H256ZM56 121V120H55ZM80 121V120H79ZM115 121V119H114ZM119 121V120H118ZM128 121V120H126ZM133 121V120H132ZM133 121V122H134ZM154 121V120H152ZM198 121V120H197ZM202 121V120H201ZM214 121V120H213ZM216 121V120H215ZM78 122V121H77ZM92 122V121H91ZM136 122V121H135ZM206 124V121H204ZM208 122V121H207ZM247 122V121H246ZM70 123V124H68ZM130 123V122H129ZM145 123V122H144ZM150 123V122H149ZM171 123V121H170ZM185 123V120L184 122ZM196 123V122H193ZM213 123V122H212ZM215 123V122H214ZM232 123V122H231ZM230 123V124H231ZM43 124V123H42ZM55 124V123H54ZM125 124V123H124ZM131 124V123H130ZM133 124V123H132ZM138 124V123H137ZM140 124V123H139ZM142 124V122H141ZM151 124V123H150ZM157 124V123H156ZM191 124V123H190ZM235 124V122H234ZM237 124V123H236ZM245 124V123H244ZM249 127L254 130V137L252 139L260 140L263 139L264 129L259 130L258 125H253L250 121L247 123ZM160 125V124H158ZM167 125V124H166ZM169 125V122H168ZM167 125V126H168ZM197 125V124H196ZM202 125V124H201ZM207 125V124H206ZM217 125V124H216ZM243 125V124H242ZM54 126V125H53ZM56 126V125H55ZM126 126V125H125ZM124 126V127H125ZM129 126V124H128ZM132 126V125H130ZM129 126V127H130ZM136 126V125H135ZM141 126V125H140ZM161 126V125H160ZM174 127V123L172 125ZM209 126V125H208ZM221 126V125H220ZM41 127V126H39ZM44 127V126H43ZM142 127V126H141ZM196 127V126H195ZM211 127V126H210ZM219 127V126H218ZM224 127V126H223ZM223 127H220L219 130H222ZM239 127V126H237ZM236 127V128H237ZM264 127V126H263ZM50 128V126H49ZM99 128V126H98ZM108 128V127H107ZM115 128V127H114ZM117 128V127H116ZM137 128V127H136ZM144 128V127H142ZM163 128V127H162ZM191 128V127H190ZM189 128V129H190ZM215 128V127H214ZM232 128V127H231ZM235 128V129H236ZM240 128V127H239ZM244 128V127H242ZM47 129V128H45ZM100 129V128H99ZM119 129V128H118ZM128 129V128H127ZM145 129V128H144ZM166 129V128H165ZM185 129V128H184ZM238 129V128H237ZM95 130V129H94ZM114 130V129H112ZM156 130V129H155ZM164 130V128H163ZM182 130V129H181ZM213 130V129H212ZM88 131V130H87ZM102 131V130H101ZM108 131V130H107ZM135 131V130H134ZM143 131V130H141ZM149 131V130H148ZM167 131V130H166ZM192 131V130H191ZM233 131V129H232ZM240 131V130H239ZM112 132V131H111ZM110 132V133H111ZM145 132V130H144ZM151 132V131H150ZM170 132V131H169ZM185 132V131H184ZM222 132V131H219ZM115 133V132H114ZM146 133V132H145ZM157 133V132H156ZM182 133V131H181ZM195 133V131H194ZM218 133V132H217ZM62 134V133H61ZM139 134V133H138ZM166 134V133H165ZM224 134V133H223ZM222 134V135H223ZM30 135V134H29ZM41 135V133H40ZM101 135V134H100ZM115 135V134H114ZM133 135V134H132ZM174 135V134H173ZM178 135V134H177ZM203 135V134H202ZM214 135V134H213ZM226 135V134H225ZM249 135V134H248ZM99 136V135H98ZM151 136V135H150ZM157 136V135H155ZM154 136V137H155ZM176 136V135H175ZM174 136V137H175ZM181 136V135H180ZM184 136V135H182ZM31 137V136H30ZM108 137V136H107ZM119 137V136H118ZM126 137V135H125ZM158 137V136H157ZM195 137V136H194ZM200 137V136H199ZM233 137V136H232ZM87 138V136H86ZM100 138V137H99ZM103 138V137H102ZM133 138V137H132ZM152 138V137H151ZM160 138V137H159ZM158 138V139H159ZM245 138V137H244ZM39 139V138H38ZM50 139V138H49ZM129 139V138H128ZM157 139V138H156ZM170 139V138H169ZM168 139V140H169ZM183 139V138H182ZM41 140V139H40ZM89 140V139H88ZM111 140H113L111 138ZM123 140V139H122ZM160 140V139H159ZM166 140V139H165ZM212 140V139H211ZM224 140V139H221ZM242 140V139H241ZM45 141V140H44ZM89 141H92L89 140ZM110 141V140H109ZM115 141V140H114ZM124 141V140H123ZM225 141V140H224ZM237 141V140H236ZM36 142V141H35ZM96 142V141H95ZM94 142V143H95ZM116 142V141H115ZM122 142V141H121ZM130 142V141H129ZM141 142V141H140ZM153 142V141H152ZM157 142V141H155ZM164 142V141H163ZM230 142V141H229ZM239 142V141H238ZM249 142V141H248ZM261 142V141H260ZM99 143V142H98ZM105 143V142H104ZM123 143V142H122ZM121 143V144H122ZM128 143V142H127ZM126 143V144H127ZM151 143V142H150ZM162 143V142H161ZM196 143V142H195ZM198 143V141H197ZM208 143V141L206 142ZM258 143V141H257ZM117 144V143H116ZM120 144V143H119ZM124 144V143H123ZM122 144V145H123ZM145 144V143H144ZM210 144V143H209ZM222 144V143H221ZM131 145V144H130ZM175 145V144H174ZM173 145V146H174ZM189 145V144H188ZM192 145V144H191ZM246 145V144H245ZM161 146V145H160ZM205 146V145H204ZM222 146V145H221ZM74 147V148H73ZM100 147V146H99ZM98 147V148H99ZM118 147V146H117ZM124 147V146H123ZM132 147V146H131ZM135 147V146H133ZM142 147V145H141ZM151 147V146H150ZM216 147V146H215ZM214 147V148H215ZM227 147V146H226ZM234 147V146H233ZM249 147V146H248ZM251 147V164H254V160L258 157L261 158V162L259 165L255 167L256 171H262L259 182H254L252 177L244 176L239 173L236 174L237 178L233 186H229L227 184H222L219 192L223 193L224 202L220 208H217L213 205V201L209 200V197L205 198L206 191H199L200 188L198 184L191 183V179L187 177L186 171L182 169L177 172L178 183L180 188L185 191L186 197H189L186 200L185 204V224L180 225V232H182V227L185 226L188 230L185 238H183V253L177 252V245L174 244L173 248H175L172 259L167 264H238L241 258L249 257L253 259L252 264H256L257 256L254 257L253 254L259 253L263 255L264 258V246H261V239L264 237V200L261 198L264 197V152L260 153V146H252ZM97 148V147H96ZM110 148V147H109ZM112 148V147H111ZM125 148H128L125 146ZM136 148V147H135ZM163 148V147H162ZM115 149V148H114ZM143 148H139L142 150ZM165 149V148H164ZM127 150V149H126ZM133 150V149H132ZM153 150V148H152ZM179 150V149H177ZM183 150V149H182ZM191 150V149H190ZM201 150V149H200ZM204 150V149H203ZM217 150V149H216ZM264 150V149H263ZM101 151V150H100ZM122 151V150H121ZM128 151V150H127ZM144 151V149H143ZM156 151V150H154ZM153 151V152H154ZM195 151V150H194ZM205 151V150H204ZM219 151V150H217ZM90 152V151H89ZM92 152V151H91ZM107 152V151H106ZM105 152V153H106ZM132 152V151H131ZM167 152V151H166ZM245 152V151H244ZM248 152V151H247ZM102 153V152H101ZM124 153V152H123ZM136 153V151H135ZM151 153V152H150ZM156 153V152H155ZM181 153V152H180ZM186 153V152H185ZM213 153V152H212ZM103 154V153H102ZM108 154V153H107ZM148 154V153H147ZM216 154V153H215ZM214 154V155H215ZM229 154V153H228ZM105 155V154H104ZM115 155V154H114ZM113 155V156H114ZM141 155V154H140ZM149 155V154H148ZM147 155V156H148ZM155 155V154H153ZM168 155V154H167ZM213 155V156H214ZM223 155V154H222ZM241 155V154H240ZM103 156V155H102ZM125 156V155H124ZM145 156V155H144ZM159 156V155H158ZM166 156V155H165ZM234 156V155H233ZM246 156V155H245ZM68 157V156H67ZM92 157V156H91ZM126 157V156H125ZM139 157V156H138ZM181 157V156H180ZM185 157V156H183ZM222 157V156H221ZM226 157V155H225ZM65 158V157H64ZM82 158V157H81ZM143 158V157H140ZM166 158V157H165ZM54 159V158H53ZM209 159V158H208ZM213 160V158H211ZM242 159V157H241ZM246 159V158H245ZM81 160V159H80ZM167 160V159H166ZM185 160V158H184ZM193 160V159H192ZM204 160V159H203ZM217 160V159H216ZM259 160V159H258ZM95 161V160H94ZM146 161V160H145ZM149 161V160H148ZM210 161V160H209ZM78 162V161H77ZM82 162V161H81ZM104 162V161H103ZM141 162V161H140ZM169 162V161H168ZM234 162V161H233ZM102 163V162H101ZM111 163V162H110ZM131 163V162H130ZM170 163V162H169ZM206 163V162H205ZM219 163V161H218ZM221 168L222 174L224 177H228V169L232 165L231 158H222L221 159ZM249 163V162H248ZM80 164V163H78ZM112 164V163H111ZM167 164V163H166ZM186 164V163H185ZM184 164V165H185ZM191 164V163H190ZM200 164V163H199ZM207 164V163H206ZM234 164V163H233ZM240 164V163H239ZM18 165L20 168L18 169ZM76 162L72 159L67 160V162H63L61 159H54L46 164V172L51 176H58L63 171H69L72 166H75ZM100 165V164H99ZM103 165V164H102ZM113 165V164H112ZM136 165V164H135ZM183 165V164H182ZM250 166V174L254 173L253 166ZM156 166V165H155ZM158 166V165H157ZM161 166V165H160ZM168 166V165H167ZM206 166V165H205ZM209 166V165H208ZM96 167V166H95ZM192 167V166H191ZM190 167V168H191ZM201 167V166H200ZM232 167V166H231ZM76 168V167H74ZM73 168V169H74ZM85 168V167H84ZM93 168V167H92ZM154 168V167H153ZM157 168V167H156ZM170 168V167H169ZM239 168V167H238ZM94 169V168H93ZM155 169V168H154ZM210 169V168H209ZM220 169V168H219ZM232 169V168H231ZM80 170V169H79ZM101 170V169H100ZM123 170V169H122ZM141 170V169H140ZM164 170V169H163ZM171 170V169H170ZM187 170V169H186ZM228 170V171H227ZM81 171V170H80ZM88 171V170H87ZM157 171V170H156ZM204 171V170H203ZM217 171V170H216ZM86 172V171H85ZM193 172V171H192ZM220 172V171H218ZM239 172V171H238ZM111 173V172H110ZM166 173V172H165ZM168 173V172H167ZM199 173V172H198ZM207 173V171H206ZM236 173V172H235ZM94 174V173H93ZM141 174V173H140ZM139 174V176H140ZM159 174V173H158ZM189 174V173H188ZM202 174V173H201ZM208 174V173H207ZM221 174V175H222ZM135 175V174H133ZM151 175V174H150ZM198 175V174H197ZM235 175V174H234ZM239 175V176H238ZM76 176V175H75ZM123 176V175H122ZM161 176V175H160ZM201 176V175H200ZM212 176V175H211ZM234 176V177H236ZM6 177L7 184L3 185L2 180ZM83 177V176H82ZM101 177V176H100ZM110 177V176H109ZM124 177V176H123ZM122 177V178H123ZM175 177V176H174ZM232 177V178H234ZM92 178V177H91ZM152 178V177H151ZM195 178V177H194ZM223 178V177H222ZM98 179V178H97ZM111 179V178H110ZM57 180V179H56ZM59 180V179H58ZM79 180V179H78ZM88 180V179H87ZM124 180V179H123ZM221 180V179H220ZM9 181H11V185L9 186ZM43 181V179H42ZM113 181V180H112ZM163 181V180H162ZM46 182V181H45ZM44 182V183H45ZM73 182V181H72ZM97 182V181H96ZM139 182H143L142 180ZM223 182V181H222ZM90 183V182H89ZM111 183V182H110ZM117 183V182H116ZM166 183V182H165ZM229 183V182H228ZM69 184V182H68ZM71 184V183H70ZM98 184V183H97ZM149 184V183H148ZM167 184V183H166ZM209 184V183H208ZM72 185V184H71ZM94 185V184H93ZM40 186V185H39ZM62 186V185H61ZM84 186V185H83ZM159 186V185H158ZM176 186V185H175ZM92 187V186H91ZM167 187V186H166ZM171 187V186H170ZM208 185H204L206 189ZM40 188V187H39ZM105 188V187H104ZM135 188V187H134ZM142 188V187H141ZM169 188V187H168ZM179 188V189H180ZM79 189V188H78ZM77 189V190H78ZM84 189V188H83ZM130 189V188H129ZM161 189V188H160ZM37 190V189H36ZM35 190V191H36ZM163 190V189H162ZM211 190V189H210ZM57 191V190H56ZM85 191V190H84ZM156 191V190H155ZM158 191V190H157ZM160 191V190H159ZM179 191V190H178ZM46 192V191H45ZM48 192V191H47ZM67 192V191H66ZM107 192V191H106ZM130 192V191H129ZM84 193V192H83ZM95 193V192H94ZM93 193V194H94ZM117 193V192H116ZM138 193V192H136ZM153 193V192H152ZM164 193V192H163ZM166 193V192H165ZM40 194V193H39ZM144 194V193H143ZM151 194V193H150ZM169 194V193H168ZM209 194V193H208ZM47 195V194H46ZM91 195V194H90ZM102 195V194H101ZM104 195V194H103ZM109 195V194H108ZM161 195V194H160ZM235 197L236 204L232 205L228 200L230 196ZM44 196V194H43ZM100 196V195H99ZM165 196V195H164ZM170 196V195H169ZM17 197V196H15ZM48 197V195H47ZM51 197V196H50ZM57 197V196H56ZM62 197V196H61ZM70 197V196H69ZM113 197V196H112ZM131 197V196H130ZM27 198V197H26ZM58 198V197H57ZM60 198V196H59ZM58 198V199H59ZM94 198V197H93ZM97 198V197H96ZM109 198V197H108ZM114 198V197H113ZM171 198V197H170ZM184 198V196H183ZM57 199V200H58ZM82 199V198H81ZM110 199V198H109ZM169 199V198H168ZM167 199V200H168ZM19 200V199H18ZM34 200V199H33ZM70 200V199H69ZM80 200V199H79ZM91 200V199H90ZM94 200V199H93ZM98 200V199H97ZM96 200V201H97ZM105 200V199H104ZM142 200V199H141ZM146 200V199H145ZM162 200V199H161ZM52 201V200H51ZM71 201V200H70ZM76 201V200H75ZM85 201V200H84ZM129 197L126 198L125 203L122 206L117 205L112 212V217L110 218L109 225L101 226L97 225L94 229L95 239L85 237L79 243L78 241L82 238V231L77 230L70 232L65 235V238L68 240H76V236H78V240L74 243H70L67 247L64 248L63 252L66 254L63 259L64 262H71L73 260H88L89 263L85 264H126L130 257L131 262L129 264H160L164 260V256H166V251L163 246H155L154 241L161 240L162 235H164L163 225L161 224L158 231L157 228L152 227L153 222H146L145 226L148 228L146 231L143 229L140 231L139 244L135 247L127 244L126 242H122L124 239V235L128 232L124 229V225L131 219L132 206L128 205ZM134 201V200H133ZM165 201V200H164ZM171 201V200H170ZM169 201V202H170ZM182 201V200H181ZM233 201V200H232ZM64 202V201H63ZM88 202V201H87ZM105 202V201H104ZM183 202V201H182ZM220 202V201H219ZM115 203V202H114ZM40 204V203H39ZM61 204V203H60ZM75 204V203H73ZM140 204V203H139ZM180 204V203H179ZM217 204V203H216ZM3 205V204H2ZM1 205V206H2ZM57 205V204H56ZM65 205V204H64ZM85 205V204H84ZM83 205V206H84ZM91 205V204H90ZM134 205V204H133ZM178 205V204H177ZM32 207V205H30ZM29 206V207H30ZM34 206V205H33ZM51 206V205H50ZM70 206V205H69ZM87 206V205H86ZM238 206V207H236ZM8 207V206H7ZM13 207V206H12ZM27 207V206H26ZM36 207V206H35ZM78 207V206H77ZM149 207V206H148ZM152 211H155L154 205L151 203ZM9 208V207H8ZM16 208V207H15ZM76 208V207H75ZM143 208V207H142ZM168 208V207H167ZM176 208V207H175ZM169 209V208H168ZM174 209V208H173ZM134 210V209H133ZM7 211V210H6ZM37 211V210H36ZM90 211V210H89ZM108 211V210H107ZM162 211V210H161ZM2 212V211H1ZM45 212V211H44ZM96 212V211H95ZM135 212V211H134ZM150 212V211H149ZM169 212V211H168ZM16 213V212H15ZM35 213V212H34ZM79 213V212H78ZM109 213V212H108ZM164 213V212H163ZM182 213V212H181ZM19 214V213H18ZM126 214V216H125ZM148 214V213H147ZM165 214V213H164ZM7 215V214H6ZM37 215V214H36ZM64 215V214H63ZM135 215V214H134ZM173 215V214H172ZM182 215V214H181ZM23 216V215H22ZM81 216V215H80ZM86 216V215H85ZM176 216V215H175ZM180 216V214H179ZM39 217V216H38ZM178 217V215H177ZM233 217V218H232ZM81 218V217H80ZM148 218V217H147ZM156 218V217H155ZM172 218V217H170ZM12 219V218H11ZM9 219V220H11ZM32 218H24L21 226H31L29 223ZM180 219V218H179ZM22 220V219H21ZM72 220V219H71ZM164 220V219H162ZM177 220V219H176ZM49 221V220H48ZM126 221V223H125ZM131 221V220H130ZM148 221V220H147ZM12 222V221H11ZM101 222V221H100ZM177 222V221H176ZM6 223V222H5ZM32 223V222H31ZM49 223V222H48ZM104 223V222H103ZM178 223V222H177ZM182 223V222H181ZM55 224V223H54ZM91 224V223H90ZM16 226V224H14ZM132 225V224H131ZM209 225V226H207ZM20 226V225H19ZM18 226V227H19ZM75 226V225H73ZM152 227V229H151ZM213 227V229H212ZM234 227V229H232ZM48 228V227H47ZM72 228V227H71ZM169 228V227H168ZM9 229V227H8ZM12 229V228H10ZM17 229V228H16ZM19 229V228H18ZM50 229V228H49ZM66 229V228H65ZM138 229V228H137ZM14 230V228H13ZM172 230V229H171ZM244 230V231H241ZM246 230V231H245ZM10 231V230H9ZM26 231V230H25ZM16 232V231H13ZM8 233V232H7ZM54 233V232H53ZM85 233V232H84ZM171 233V232H170ZM17 234V233H16ZM174 234V233H173ZM4 235V234H3ZM92 236V235H91ZM10 237V236H9ZM54 237V236H53ZM63 237V236H62ZM61 237V238H62ZM169 237V236H168ZM182 237V234H181ZM206 238V240H205ZM127 239V238H126ZM165 240H168L167 237L164 236ZM171 238H169L170 240ZM168 240V241H169ZM53 241V240H52ZM59 241V240H58ZM130 241V240H129ZM38 242V241H37ZM122 242V243H121ZM170 242V241H169ZM5 242H2L0 245V250H5L8 244L4 245ZM35 243V242H34ZM264 243V242H262ZM119 248H116L117 245H121ZM11 245V244H9ZM39 245V244H38ZM246 246L244 249L240 246ZM62 246V244H61ZM197 246H201L203 250L209 251V255L207 253L206 256L201 255ZM30 247V246H29ZM60 247V246H59ZM31 248V247H30ZM135 248V250H134ZM168 249V248H167ZM9 250H17L9 248ZM77 250L72 254L73 251ZM170 250V249H169ZM8 251V250H7ZM19 251V250H18ZM10 252V251H9ZM50 252V251H49ZM2 253V251H1ZM24 253V252H23ZM52 253V252H50ZM89 254V255H88ZM26 255V254H25ZM154 255H157L155 261L152 262ZM253 255V256H252ZM259 255V256H260ZM19 256V254H18ZM258 256V258H259ZM1 257V256H0ZM7 257V256H6ZM32 259V258H31ZM264 260V259H263ZM262 260V261H263ZM259 261L260 258H259ZM261 261V262H262ZM10 262V261H9ZM248 262V261H247ZM32 263V262H31ZM243 263V262H242ZM250 263V262H249ZM247 263V264H249ZM21 264V263H20ZM263 264V263H261Z\"/></svg>", "mask_w": 264, "mask_h": 264}]
</instances>
